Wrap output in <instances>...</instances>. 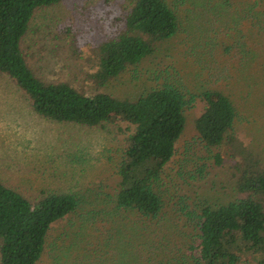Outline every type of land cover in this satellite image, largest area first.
<instances>
[{
  "label": "trees",
  "instance_id": "1",
  "mask_svg": "<svg viewBox=\"0 0 264 264\" xmlns=\"http://www.w3.org/2000/svg\"><path fill=\"white\" fill-rule=\"evenodd\" d=\"M58 1L0 0V72L15 82L40 116L90 127H126L111 208L136 214L143 232L140 242L125 241L123 230L110 222V239L98 250L88 244L79 254L94 258V264H114L117 257L121 264H264V163L236 134L238 113L231 98L212 89L193 95L182 81L166 78L134 97L86 93L68 82L38 79L21 43L34 11ZM101 3L90 23L99 29L98 42L79 45V30L70 43L79 53L91 48L90 77L96 88L137 65L178 28L176 13L165 0ZM196 98L203 104L194 121L198 139L204 148L217 151L212 157L218 164L226 150L239 196L226 204L203 202L195 208L179 202L178 210L166 212L172 181L166 169L185 128L184 112ZM81 204L72 192L42 191L30 200L0 179V264H44L46 256L50 264H79L71 253L63 256L62 244H52L50 233L55 222L81 210ZM93 209L81 214L93 212L95 217L98 210ZM117 247L122 257L111 258Z\"/></svg>",
  "mask_w": 264,
  "mask_h": 264
},
{
  "label": "rangeland",
  "instance_id": "2",
  "mask_svg": "<svg viewBox=\"0 0 264 264\" xmlns=\"http://www.w3.org/2000/svg\"><path fill=\"white\" fill-rule=\"evenodd\" d=\"M165 1L176 13L177 32L107 85L96 88L92 82L91 48L79 53L70 47L79 36L81 46L88 40L98 42L99 29L90 23L97 19L92 11L102 0H60L37 8L21 43L26 61L38 79L68 82L86 93L99 90L134 97L164 78L182 81L193 95L205 89L222 91L237 109L236 134L264 163V3ZM65 26L71 27L69 31ZM202 109L196 98L184 112L185 128L166 169L172 176L166 212L178 210L179 202L193 208L203 202L226 204L239 196L226 150L218 164L212 157L217 151L204 148L198 139L194 121ZM125 128L115 123L90 127L40 116L15 82L0 72V179L30 200L42 191L72 192L80 198L81 210L55 222L50 233L52 244H62L63 256L71 253L79 264H94V258L89 261L79 253L88 244L97 250L102 247L110 239V222L123 230L125 241H141L142 222L137 215L111 208ZM93 208L97 216L81 214ZM118 250L111 258L122 257ZM43 263L50 264L49 257ZM114 264H121L118 257Z\"/></svg>",
  "mask_w": 264,
  "mask_h": 264
}]
</instances>
